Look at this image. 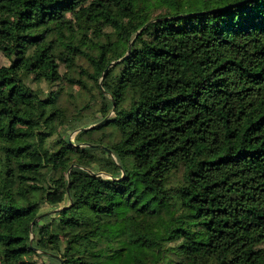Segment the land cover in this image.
<instances>
[{
    "label": "trees",
    "instance_id": "obj_1",
    "mask_svg": "<svg viewBox=\"0 0 264 264\" xmlns=\"http://www.w3.org/2000/svg\"><path fill=\"white\" fill-rule=\"evenodd\" d=\"M0 53V264H264V0H0Z\"/></svg>",
    "mask_w": 264,
    "mask_h": 264
},
{
    "label": "rangeland",
    "instance_id": "obj_2",
    "mask_svg": "<svg viewBox=\"0 0 264 264\" xmlns=\"http://www.w3.org/2000/svg\"><path fill=\"white\" fill-rule=\"evenodd\" d=\"M87 8H88L90 17H92L94 19H97L98 18L97 12H96V10L94 9L93 5L90 2L87 3ZM0 63L1 64L7 63V59L2 53H0ZM84 63H85V61H84ZM29 83L31 84L32 87H41L44 90H47V89L50 88V86L46 82H41V81L40 82H31V81H29ZM58 86L59 85H55V86H52L51 88L52 89H56V88H58ZM62 86L64 87V92L65 93L66 92H71V93L81 92L85 96L84 100H86V101L90 97L89 93L86 90L82 89L80 87V85L77 84V83L66 82V83L62 84ZM76 99H78V97ZM78 101H81V100H78ZM88 102H89L88 105H85V106H83L81 108L80 115H78L77 118L71 122V124L73 126H77L78 125V127H79L82 123H84L86 121H93V120L95 121V119H99L100 118L101 115H100V113L97 112L99 101L97 99H91ZM112 114H113V111H110L108 113V115H112ZM91 124H93V122ZM77 131L78 130L71 131L70 134H69V138L73 139L74 135L76 134ZM56 184H57L58 188L61 190V187H60L61 182H60V180L57 179L56 180ZM65 203H66V200L63 199L62 201H60L59 204H65ZM46 207L47 206H43L42 209L46 210L47 209ZM87 223H88L87 219L83 218L80 228L85 229L87 227Z\"/></svg>",
    "mask_w": 264,
    "mask_h": 264
},
{
    "label": "water",
    "instance_id": "obj_3",
    "mask_svg": "<svg viewBox=\"0 0 264 264\" xmlns=\"http://www.w3.org/2000/svg\"><path fill=\"white\" fill-rule=\"evenodd\" d=\"M144 25H145V24H144ZM144 25H143L141 28H143ZM141 28H140V29H141ZM129 49H130V44H129L128 48H127V52L129 51ZM119 59H121V58H119ZM114 63H115V61H111V62L108 64V66H109V65H112V64H114ZM107 68H108V67H106V68L103 70L102 74H101L100 85H101V79L104 77V75H105V73H106V71H107ZM112 111H113V108H112ZM99 123H100V122H95V123L90 124V125H88V126H86V127L78 128V129H76V130H79V129H88V128H91V127H93V126H96V125L99 124ZM84 144H85V143H84ZM60 264H63V263L60 262Z\"/></svg>",
    "mask_w": 264,
    "mask_h": 264
}]
</instances>
